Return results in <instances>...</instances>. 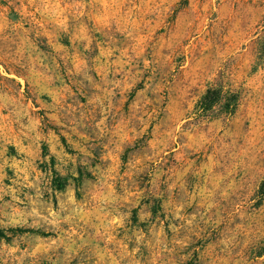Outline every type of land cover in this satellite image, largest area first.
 Segmentation results:
<instances>
[{
	"label": "rangeland",
	"instance_id": "rangeland-1",
	"mask_svg": "<svg viewBox=\"0 0 264 264\" xmlns=\"http://www.w3.org/2000/svg\"><path fill=\"white\" fill-rule=\"evenodd\" d=\"M0 227V264H264V0H0Z\"/></svg>",
	"mask_w": 264,
	"mask_h": 264
},
{
	"label": "trees",
	"instance_id": "trees-1",
	"mask_svg": "<svg viewBox=\"0 0 264 264\" xmlns=\"http://www.w3.org/2000/svg\"><path fill=\"white\" fill-rule=\"evenodd\" d=\"M64 185L65 184H61V186H60L61 188L60 189H64ZM0 236L3 237V232H2L1 227H0Z\"/></svg>",
	"mask_w": 264,
	"mask_h": 264
}]
</instances>
